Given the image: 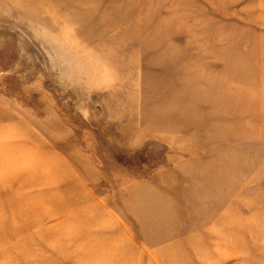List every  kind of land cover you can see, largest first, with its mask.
Here are the masks:
<instances>
[{"label":"rangeland","instance_id":"rangeland-1","mask_svg":"<svg viewBox=\"0 0 264 264\" xmlns=\"http://www.w3.org/2000/svg\"><path fill=\"white\" fill-rule=\"evenodd\" d=\"M0 264H264V0H0Z\"/></svg>","mask_w":264,"mask_h":264}]
</instances>
